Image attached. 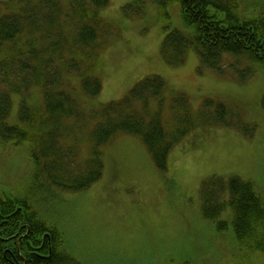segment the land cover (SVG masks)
I'll return each instance as SVG.
<instances>
[{"label": "rangeland", "instance_id": "1", "mask_svg": "<svg viewBox=\"0 0 264 264\" xmlns=\"http://www.w3.org/2000/svg\"><path fill=\"white\" fill-rule=\"evenodd\" d=\"M134 1L108 0L100 12L113 27L99 55L102 87L97 96L82 97L78 88L85 62L75 59L77 70L72 69L68 80L82 108L120 100L135 83L158 75L165 88L162 96L148 101L149 114L167 122L176 109L174 94L184 93L194 112L210 98L218 105L206 103L208 111L217 113L216 118L223 113L222 120L231 116V122L196 127L174 143L165 172L156 168L140 137L118 135L102 149V177L77 192L40 189L31 177L29 144L6 141L0 143V195L37 200L50 193L38 202L39 217L59 229L70 256L80 264H249L255 256L247 257L234 238L232 207L205 220L200 191L214 178L228 183L234 176L249 180L264 197V63L220 51V68L211 71L189 48L182 64L166 65L160 54L166 34L176 30L190 37L194 29L184 24L176 1L144 0L141 7ZM233 2L240 18H255L264 9V0ZM41 99L36 85L12 95L7 124L18 123L21 103L37 107ZM229 106L236 114L231 110L228 116ZM136 108L143 106L136 103ZM172 125L165 128L174 132ZM227 195L225 188L220 200Z\"/></svg>", "mask_w": 264, "mask_h": 264}, {"label": "trees", "instance_id": "2", "mask_svg": "<svg viewBox=\"0 0 264 264\" xmlns=\"http://www.w3.org/2000/svg\"><path fill=\"white\" fill-rule=\"evenodd\" d=\"M107 1H0V143H28L33 161L31 177L40 189L49 192L53 186L77 192L97 182L103 171L102 149L118 135L140 137L153 164L165 172L174 143L196 127L220 122L226 126L232 120L231 116L219 118L223 113L217 118V113H210L206 103L218 105L210 98L202 100L194 112L184 93L174 94L172 106L176 109L167 122L149 114L148 101L162 96L165 88L158 75L135 83L120 100L91 110L82 108L68 77L72 69L77 70L75 59H81L85 62L78 88L82 97L93 98L100 93L98 60L113 27L100 13ZM173 1L179 5L184 24L194 30L190 37L176 30L166 34L160 47L166 65L182 64L189 48L196 50L200 64L211 71L220 68V51L247 54L264 63V9L255 18H240L233 0H226L227 6L224 0ZM143 2L135 0L133 4L141 7ZM57 77L60 83L53 81ZM33 85L41 88L42 104L29 107L21 103L18 123L7 124L12 95H22ZM136 103L143 108L138 110ZM228 108V116L231 110L235 113ZM172 121L174 132L165 128ZM213 185L216 188L212 190ZM225 188L228 199L221 201ZM41 194L37 200L0 195V220H4L0 236L13 234L19 226L28 229L25 239L34 250L23 252L27 264H80L70 256L59 229L39 217L38 202L50 193ZM200 197L203 219L214 220L224 206L232 207L231 227L237 244L247 257L254 255V261L264 255V197L250 181L233 176L225 183L214 178L201 187ZM222 224L226 226V222Z\"/></svg>", "mask_w": 264, "mask_h": 264}, {"label": "flooded vegetation", "instance_id": "3", "mask_svg": "<svg viewBox=\"0 0 264 264\" xmlns=\"http://www.w3.org/2000/svg\"><path fill=\"white\" fill-rule=\"evenodd\" d=\"M4 226V220H0V231L1 227ZM28 234V229L19 226V228L9 236H0V263L1 264H27V258L24 257V253L29 250L32 251L34 248L30 242L25 239ZM24 252V253H23ZM247 264V263H245ZM249 264H264V255L258 258L256 261L250 262Z\"/></svg>", "mask_w": 264, "mask_h": 264}]
</instances>
